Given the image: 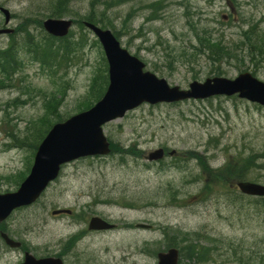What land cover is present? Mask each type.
Listing matches in <instances>:
<instances>
[{
	"label": "rangeland",
	"instance_id": "1",
	"mask_svg": "<svg viewBox=\"0 0 264 264\" xmlns=\"http://www.w3.org/2000/svg\"><path fill=\"white\" fill-rule=\"evenodd\" d=\"M57 1L0 0L10 13L7 28L14 30L0 36V49L14 44L23 68L10 82L0 74L1 191L16 190L26 177L48 127L91 102L105 54L94 45V34L78 24L89 14H103L122 46L171 86L185 90L193 81L215 77L216 69L230 79L248 71L264 82V60L256 66L249 61L244 38L248 33L260 45L264 0H67L61 18L74 23L66 37L75 43L72 60L45 68L26 49L25 29L37 42H51L43 23L58 19L50 16ZM4 20L0 11V28ZM83 36L88 40L81 49L77 42ZM204 36L214 40L209 51L221 41L230 56L213 62L199 52L204 49L198 38ZM104 133L111 156L64 166L36 204L16 212L10 235L23 243L22 250L42 257L69 247L68 264H156L158 252L175 247L179 264H234L240 258L232 257L236 248L255 258L249 264H264V202L257 207L234 186L237 181L264 186L263 108L237 97L143 105L107 124ZM159 149L166 157L147 161ZM226 168L232 176L224 179ZM239 170L245 174L241 180L234 176ZM58 210L72 214L53 215ZM93 217L119 228L89 232ZM197 247L210 262L188 257ZM22 250L8 257L0 246V264H17Z\"/></svg>",
	"mask_w": 264,
	"mask_h": 264
},
{
	"label": "water",
	"instance_id": "2",
	"mask_svg": "<svg viewBox=\"0 0 264 264\" xmlns=\"http://www.w3.org/2000/svg\"><path fill=\"white\" fill-rule=\"evenodd\" d=\"M5 25L10 21V13L2 8ZM72 26L70 20L47 19L43 23L45 31L53 37L67 36ZM85 26L100 42L108 63L109 84L103 98L92 108L79 113L65 122L55 124L39 145L28 177L15 193L0 195V220L11 211L29 206L39 199L48 185L60 173L61 167L75 160L105 156L110 153L109 143L103 133V125L123 118L144 103H174L188 99L203 100L214 96L237 95L240 99L264 107V82L250 73H242L234 79L223 77L208 78L204 82L194 81L188 90L170 87L164 79L145 72V65L137 57L124 49L110 30H103L91 23ZM12 30L0 29V35ZM164 151L159 149L149 155V160H160ZM238 187L243 194L264 197V186L243 182ZM68 211H57L54 214ZM145 227V226H142ZM113 228L106 221L94 217L89 222V230L105 231ZM12 248L20 243L6 237ZM179 251L169 249L158 254L157 264H178ZM22 264H63L60 259H37L26 253Z\"/></svg>",
	"mask_w": 264,
	"mask_h": 264
},
{
	"label": "trees",
	"instance_id": "3",
	"mask_svg": "<svg viewBox=\"0 0 264 264\" xmlns=\"http://www.w3.org/2000/svg\"><path fill=\"white\" fill-rule=\"evenodd\" d=\"M53 8L54 10L52 11L50 16L54 18H61L67 13V10H68L67 0H58L56 5ZM104 20H105V17L103 16V14L99 17L94 13L87 15V17L85 18V21L90 22L94 25H98L103 29H111ZM78 24L83 28V21H81ZM21 30L23 29L21 28L20 31ZM25 31H26L25 33L26 37L28 36V43L26 45V49L28 50L29 54L32 56V59L34 61L40 62V64L45 68L46 67L61 68L62 62L68 63V64L71 62L72 60L71 55L74 52L73 47L75 43L74 44L70 43V41H68L67 38H64V39L50 38L51 42L39 43L36 40H34L35 37L32 34H30L28 30L25 29ZM112 31L114 35L119 39L118 32L114 30ZM244 38L245 40L249 41L248 43H246L249 49V53L247 55L249 57V61L254 62V65L256 66L259 63V61L264 60V42H263L264 35L260 36L259 38V40H261L260 45L255 44L254 43L255 41H253V37H250L248 33L244 35ZM198 39H199L200 45L204 49V50H200L199 52L203 51L202 53L207 54V56L209 57L211 61L215 62L222 58L224 59L225 57L230 56L228 53L229 49L223 46V43L221 41H218L219 44H216L215 46L210 48V50L212 51H209L207 46H210L213 43L212 41L214 40H210L209 36L199 37ZM79 40L80 41L77 43L80 45V48L83 49L87 45L88 39L86 36H83ZM58 42H64V43L60 44ZM94 45L99 46L98 41L95 40ZM255 52L257 53V56H255ZM102 59H103L104 64L102 65V67L98 68L96 72L97 76L95 75L96 77L92 82L91 102L87 108L92 106L96 101H98L103 96V94L106 91L107 85H108L107 64L105 63L106 62L105 59L104 58ZM68 64H66V66H68ZM21 68H22V62L18 58V52L14 44H9V46L6 47L5 49H0V74L3 76L2 77L3 79L9 80L8 82H10L12 78L16 74H18V72H20ZM220 71H221L220 69L215 70L214 73H216V76H222V73ZM103 73H105V75ZM50 127H48L45 130V132L40 136L39 138L40 142L42 141L44 136L47 134ZM126 151L128 154L129 152H131V150H126ZM243 161L244 160L242 159L241 162ZM227 168H231V167H227ZM227 168L225 171L222 172V175H221V177L224 179L230 178L232 176L230 170ZM234 176L235 178H238L239 180H241L242 178H245V174L243 173V171H240V170L237 172V175H234ZM208 190H211L210 186L208 187ZM239 195L244 199L252 198V197L244 196L242 194H239ZM261 201L264 202V198H254V204L257 207L261 205ZM261 206L264 207L263 204ZM188 245L186 246L187 249H188ZM190 253L191 255H189L188 257L193 258L194 260H198L200 262L204 261L205 263H208L211 261L208 257H204V256H207L208 254L204 251L203 247L202 248L197 247L194 251L192 250ZM232 253H233L232 257L234 258L240 257L235 260L232 259V263L234 264H237V263L243 264L242 262L243 261L245 262V259H246L247 264H249V262L256 263L255 258H252L250 256H244L242 253L238 252L236 248H233ZM221 256H224V253ZM258 258L261 261L263 257H258Z\"/></svg>",
	"mask_w": 264,
	"mask_h": 264
},
{
	"label": "flooded vegetation",
	"instance_id": "4",
	"mask_svg": "<svg viewBox=\"0 0 264 264\" xmlns=\"http://www.w3.org/2000/svg\"><path fill=\"white\" fill-rule=\"evenodd\" d=\"M11 191H15V190H11ZM11 191H6V190L1 191L0 190V194H4V193H7V192H11ZM24 209H27V208H22V209H20L18 211H21V210H24ZM18 211H16V210L12 211L5 220L0 221V246H1L2 250H3V254L7 255L8 257H10L17 250L16 248H11L10 246H8V244L6 242V237L12 238L11 235H10V232L13 229L12 226L15 225V214ZM118 228H119L118 226H115L113 231H117ZM89 232H92V233L93 232L94 233H108V231L107 232L89 231ZM22 248H23V243L21 242V246L18 249L22 250ZM69 249H70L69 247H65L60 254H58V255H49L48 254L45 257H57V258H59V259H61L63 261V264H68L67 256L69 254ZM22 251H23V254L26 252L25 250H22ZM22 260H23V257L20 260V262H18L17 264L21 263ZM14 264H16V263H14Z\"/></svg>",
	"mask_w": 264,
	"mask_h": 264
},
{
	"label": "bare ground",
	"instance_id": "5",
	"mask_svg": "<svg viewBox=\"0 0 264 264\" xmlns=\"http://www.w3.org/2000/svg\"><path fill=\"white\" fill-rule=\"evenodd\" d=\"M49 37V36H48Z\"/></svg>",
	"mask_w": 264,
	"mask_h": 264
}]
</instances>
